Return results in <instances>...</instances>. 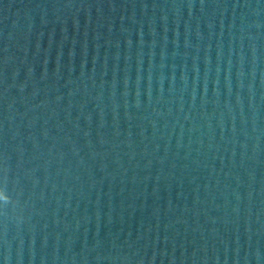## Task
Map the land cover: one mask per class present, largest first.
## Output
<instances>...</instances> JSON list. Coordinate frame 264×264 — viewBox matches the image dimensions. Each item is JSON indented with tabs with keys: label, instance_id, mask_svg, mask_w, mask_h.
Listing matches in <instances>:
<instances>
[{
	"label": "water",
	"instance_id": "water-1",
	"mask_svg": "<svg viewBox=\"0 0 264 264\" xmlns=\"http://www.w3.org/2000/svg\"><path fill=\"white\" fill-rule=\"evenodd\" d=\"M0 264H264V0H0Z\"/></svg>",
	"mask_w": 264,
	"mask_h": 264
}]
</instances>
